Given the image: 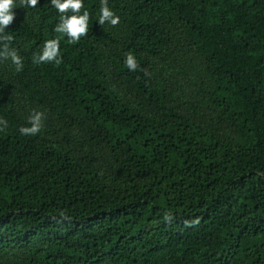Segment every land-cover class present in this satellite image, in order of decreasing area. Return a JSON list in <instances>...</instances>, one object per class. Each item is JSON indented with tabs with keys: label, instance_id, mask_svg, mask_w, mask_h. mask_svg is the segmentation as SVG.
I'll return each instance as SVG.
<instances>
[{
	"label": "trees",
	"instance_id": "16d2710c",
	"mask_svg": "<svg viewBox=\"0 0 264 264\" xmlns=\"http://www.w3.org/2000/svg\"><path fill=\"white\" fill-rule=\"evenodd\" d=\"M107 2L120 22L83 0L69 43L50 0H15L0 264H264V0ZM58 36L62 63H35Z\"/></svg>",
	"mask_w": 264,
	"mask_h": 264
},
{
	"label": "clouds",
	"instance_id": "9594fccd",
	"mask_svg": "<svg viewBox=\"0 0 264 264\" xmlns=\"http://www.w3.org/2000/svg\"><path fill=\"white\" fill-rule=\"evenodd\" d=\"M50 3L59 13H61L60 21L54 29L56 33L66 35L69 43H77L82 36L87 35L89 31L88 25L90 14L87 10H85L83 14H80L81 9L84 7L83 0H50ZM37 4L38 0H20L21 7L35 8ZM14 8H16L15 0H0V43H2V47H0V58H10L12 63L16 66V71L19 72L23 69L22 59L18 55L16 49L9 47L13 37L5 32L15 19V13L13 12ZM69 10L72 14L66 15ZM106 22L112 26H116L120 22V17L108 7L107 0H101L98 23L103 25ZM59 45V36L45 41L41 53L34 55L33 61L35 63H47L54 61L57 65H59L62 63ZM125 65L129 71H136L139 68L138 61L132 53L127 54ZM145 75L149 74L145 71ZM43 118V113L33 111L28 118V124L30 126L21 127L19 129L20 133L26 136H34L38 134L43 126ZM7 127L8 122L4 119H0V132L7 129ZM60 217L61 220H57V223L68 219L64 213H60ZM53 219H55V217Z\"/></svg>",
	"mask_w": 264,
	"mask_h": 264
}]
</instances>
